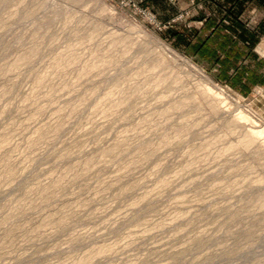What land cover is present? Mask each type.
<instances>
[{"label":"rangeland","instance_id":"374dc122","mask_svg":"<svg viewBox=\"0 0 264 264\" xmlns=\"http://www.w3.org/2000/svg\"><path fill=\"white\" fill-rule=\"evenodd\" d=\"M264 0H0V264H264Z\"/></svg>","mask_w":264,"mask_h":264},{"label":"bare ground","instance_id":"6f19581e","mask_svg":"<svg viewBox=\"0 0 264 264\" xmlns=\"http://www.w3.org/2000/svg\"><path fill=\"white\" fill-rule=\"evenodd\" d=\"M257 132H264V130L263 129H260V130H257Z\"/></svg>","mask_w":264,"mask_h":264}]
</instances>
